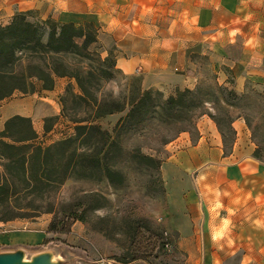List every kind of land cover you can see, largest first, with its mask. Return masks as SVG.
I'll return each mask as SVG.
<instances>
[{"label":"crops","instance_id":"0c3cea01","mask_svg":"<svg viewBox=\"0 0 264 264\" xmlns=\"http://www.w3.org/2000/svg\"><path fill=\"white\" fill-rule=\"evenodd\" d=\"M245 4V0H59L57 21L94 24L104 55L113 48L117 68L124 75L139 77L144 90L166 94L198 85L192 55H204L210 40L217 57L214 72L225 83L224 64L230 59L225 48L235 38L240 47L230 71L235 88L243 91L247 85H264V41ZM55 6L44 0H0V25H9L17 12L30 9L41 11L46 20ZM61 80L66 79L59 78L53 90L29 94L25 100L38 99L40 107L50 105L45 119L60 115ZM0 111V133L13 117L32 120L35 116L34 107L26 102L12 101ZM233 129L236 139L228 152L220 131L206 119L200 121L195 141L184 133L167 148L170 160L193 185L183 196L191 233L178 241L190 264H264V162L253 154L245 123L236 121ZM49 238L44 227L0 225V253L21 250L25 260H31L50 252L58 260L47 245ZM90 264L144 263L101 260Z\"/></svg>","mask_w":264,"mask_h":264},{"label":"rangeland","instance_id":"374dc122","mask_svg":"<svg viewBox=\"0 0 264 264\" xmlns=\"http://www.w3.org/2000/svg\"><path fill=\"white\" fill-rule=\"evenodd\" d=\"M44 1L46 4L56 5L46 20L58 23L59 0ZM245 1V6L250 11L247 14L255 18L253 26L260 31L263 42L264 0ZM46 9L47 5L44 6V10ZM20 13H27L30 21L43 20L42 12L37 9L17 12L15 16ZM180 25L182 24L179 23ZM246 26L249 31L252 23ZM190 40L188 44L194 41ZM77 42L80 47L82 41ZM212 42L210 40V47ZM227 42L225 49L230 59L224 64L225 83H220L219 76L214 72L213 65L217 57L210 47L205 49L204 55H192L200 80L192 89L197 98L189 120L172 124L154 121L137 130L123 132L119 135L120 146L111 150L106 162H101L100 171L75 176L58 190L46 193L43 199L33 201L29 196L20 199L17 205H13L21 212L35 211L39 216L1 222L0 225L46 228L50 234L47 245L61 264H90L101 260L117 263L190 264L188 254L178 246V241L191 233V221L185 214L183 196L192 190L193 185L170 160L168 145L184 133L195 141L199 134L198 125L202 119H206L216 125L228 152L236 139L233 125L241 120L246 125L248 143L254 156L264 162V85H247L243 91L235 88L230 66L239 53L240 42L235 38ZM97 47L102 48L103 45L99 42L91 49ZM110 52L116 56L113 48ZM66 60L75 70L78 57L66 55ZM127 78L124 74H118L115 80L105 86V92L117 99L125 97ZM65 79L59 83L64 90L59 101L57 100L60 115L47 124L44 116L49 113L50 105L43 104L40 107L38 99L36 102L25 101L29 98L28 95L16 93L3 100L0 108L12 101L26 102L34 107L32 122L35 129L37 126L38 142L44 147L53 145L74 133V125L69 118L62 117L63 101L70 104L78 91L75 80ZM153 91L160 92L164 99L178 92L176 90L172 94H166ZM40 108L41 113L38 112ZM126 114L127 111H124L106 116L96 123L102 130L113 134L117 123ZM2 118L0 111V126ZM39 125H42L40 131ZM46 127H49L48 132H45ZM104 167L109 168L110 175L103 172ZM71 212H75L80 220L67 229L60 222L64 215ZM53 223H59V230L65 228V231L51 230Z\"/></svg>","mask_w":264,"mask_h":264},{"label":"trees","instance_id":"16d2710c","mask_svg":"<svg viewBox=\"0 0 264 264\" xmlns=\"http://www.w3.org/2000/svg\"><path fill=\"white\" fill-rule=\"evenodd\" d=\"M99 31L92 23L61 24L51 20H28L27 13L14 16L9 25H0V101L16 93L24 95L51 91L59 78L75 80L78 93L70 104L63 101V118H69L74 133L44 147L30 118L9 119L0 133V223L36 218L37 212L24 213L13 204L31 197L43 199L69 179L91 175L102 169L109 153L120 146L119 135L158 121L165 124L190 119L196 107L194 91L178 90L164 99L160 92L144 90L139 77L126 79V96L115 98L105 86L123 74L117 57L98 45ZM77 40H81V46ZM66 55L78 57L76 69ZM127 77V76H126ZM127 111L113 134L96 122L106 116ZM54 118H47L46 124ZM49 127L45 128V132ZM152 161V160H150ZM106 175L111 171L103 168ZM80 220L75 212L64 215L60 225L70 228ZM59 230V223L51 230Z\"/></svg>","mask_w":264,"mask_h":264},{"label":"water","instance_id":"95a60500","mask_svg":"<svg viewBox=\"0 0 264 264\" xmlns=\"http://www.w3.org/2000/svg\"><path fill=\"white\" fill-rule=\"evenodd\" d=\"M0 264H61V262L54 260L50 252L34 256L31 260H25L24 252L18 250L12 253H0Z\"/></svg>","mask_w":264,"mask_h":264}]
</instances>
